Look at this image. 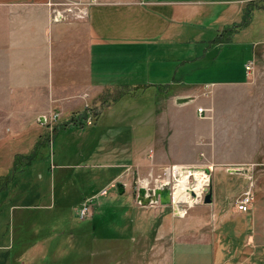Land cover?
<instances>
[{"label":"rangeland","instance_id":"374dc122","mask_svg":"<svg viewBox=\"0 0 264 264\" xmlns=\"http://www.w3.org/2000/svg\"><path fill=\"white\" fill-rule=\"evenodd\" d=\"M254 1L250 4L252 20L243 18V13L237 16L238 35L226 36L237 41L238 49L237 55L227 61L239 66L257 51L256 71L250 74L251 84L242 91L215 90L225 98L216 113V131L213 88L200 93L199 100L209 102L208 107L194 94L184 106L166 108V95L161 89L146 88L127 91L97 117L102 105L99 101L107 97L100 96L87 108L92 113L90 123L89 116L79 117L85 111L80 110L78 119L63 120L54 132L51 127L55 128L57 121L42 126L36 120L39 128L22 133H14L11 126L0 127V264H171L170 255L172 264H210L212 247L178 245L170 254L171 238L165 240L160 232L166 222L172 221V226L193 224L206 203L185 204L188 212L193 209L184 223L182 216L175 214L177 207L142 204L139 188L152 171L165 175L169 165L190 164L210 165L214 186L222 192L231 182L230 176L223 175L224 169L246 177L247 183L253 175L255 190L256 176L264 175L259 156L264 150V123L259 128L256 119L257 111L264 112V0L257 2L259 7ZM66 11H70L68 7ZM193 26L187 35L206 37L215 31ZM239 94L252 96L247 120L236 115L243 105L228 100ZM198 107L206 108L205 119L195 114ZM161 111L170 113L169 117H160ZM46 117L53 122L62 114L50 109ZM169 132L173 147H168L165 137ZM138 155L145 157V162L130 165ZM235 158L248 161L236 164L239 167L234 170L229 163ZM118 163L131 167H126L124 178L111 181L121 170L113 167ZM119 182L125 188L123 193L117 187ZM234 182L242 184L237 178ZM86 206L90 215L81 217L80 211ZM214 226H209L210 230Z\"/></svg>","mask_w":264,"mask_h":264},{"label":"crops","instance_id":"0c3cea01","mask_svg":"<svg viewBox=\"0 0 264 264\" xmlns=\"http://www.w3.org/2000/svg\"><path fill=\"white\" fill-rule=\"evenodd\" d=\"M253 1L0 0V119L5 120L0 127L11 126L14 133L19 130L22 133L39 128L36 120L42 126L57 121L55 128L51 127L54 132L63 120L78 119L80 110L91 108L100 96L107 97L99 101L102 105L97 117L106 108H112L127 91L159 88L166 95V108L169 105L179 108L188 103L180 102V98L195 94L199 100L202 89L213 88L212 118L216 131V113L225 103L217 91L223 88L242 91L249 86L252 77L247 74L248 61L255 63L256 71L257 51L239 66L227 61L237 55L238 49L237 41L226 35H238L237 16L242 13L243 18L252 20ZM258 1H254L256 7ZM56 10L65 12V17L55 18ZM193 25L215 31L208 32L206 37L187 35ZM168 89L175 91L170 93ZM250 98L245 94L228 97L230 104L239 101L243 105L236 112L239 119L246 116L247 120L250 116ZM202 103L209 106V102ZM50 109L60 111L62 117L51 122L46 117ZM257 112L261 128L264 112ZM82 114L79 117L92 115L88 110ZM195 114L206 118L197 110ZM169 115L160 112V117ZM42 117L46 120L42 121ZM171 134L165 135L168 147H173ZM262 153L264 150L259 151L260 162L264 163ZM145 160L138 155L130 165ZM246 161L235 158L229 164L237 167L236 164ZM126 164L113 166L121 170L111 181L124 178L126 167H131ZM222 172L230 176V187L222 192L214 186L212 177V202L201 205L203 210L197 212L196 219L190 218L193 224L172 226L171 221L161 226L164 239L171 238L170 254L174 246L182 248L194 243L212 247L210 264H264V175L256 176L252 208L240 212L234 200L249 182L226 169ZM235 178L242 184L234 182ZM177 206L175 214L182 216L185 223L193 208L188 212L181 204ZM212 224L215 226L210 230ZM170 261L172 264V255Z\"/></svg>","mask_w":264,"mask_h":264},{"label":"built area","instance_id":"2783aa9c","mask_svg":"<svg viewBox=\"0 0 264 264\" xmlns=\"http://www.w3.org/2000/svg\"><path fill=\"white\" fill-rule=\"evenodd\" d=\"M80 13L82 11L80 10ZM55 18L63 19L65 17L64 13L59 10L55 11ZM247 74L250 75L254 72V63L249 61L246 63ZM198 112L200 114L206 113L205 107H198ZM205 112V113H204ZM87 121H90V116ZM234 167V170H238ZM232 168V167H230ZM229 168V169H230ZM185 177L187 179L188 185V195L185 201H182L181 205L186 211L185 204L190 206L195 205L198 202H204L206 196V189L211 188L212 183V168L210 165L206 166H191L190 164H175L166 167L165 175L151 172L149 177L144 179L143 186L147 189V194L153 195L157 188H170L171 191V205L174 207H179L175 204V186L181 178ZM250 182L247 188L235 199V208L240 212H247L252 208L254 201V181L253 175H249ZM147 183L144 185V183ZM154 203H160V200L154 201ZM151 203V204H154ZM180 204V202L178 203ZM90 215V207H83L80 211L81 217H88Z\"/></svg>","mask_w":264,"mask_h":264},{"label":"water","instance_id":"95a60500","mask_svg":"<svg viewBox=\"0 0 264 264\" xmlns=\"http://www.w3.org/2000/svg\"><path fill=\"white\" fill-rule=\"evenodd\" d=\"M189 98L185 97V98H180L179 101L180 102H186ZM42 121L46 120V117H42L41 118ZM117 187L119 189L120 193H123L125 191V188L123 186L122 182H119L117 184ZM207 193L205 196V203H211L212 202V196H213V192L211 188H205ZM147 195V190L146 187L142 186L139 188V194H138V199L141 201L142 204L147 205L149 204L152 200L153 201H157L160 200V204L162 205H170L171 204V191L170 188L165 187V188H157L155 191V194L150 195V197H146Z\"/></svg>","mask_w":264,"mask_h":264},{"label":"bare ground","instance_id":"6f19581e","mask_svg":"<svg viewBox=\"0 0 264 264\" xmlns=\"http://www.w3.org/2000/svg\"><path fill=\"white\" fill-rule=\"evenodd\" d=\"M185 165V164H184ZM147 183H144V185ZM147 190V189H146ZM188 195V185H187V179L185 177L181 178L179 180V182L177 183V185L175 186V204H178L180 202V204H182V201H185ZM146 197H150L149 194L146 195ZM205 202V201H204ZM154 203V201L152 200L149 204ZM203 202H198L196 203L197 205H200ZM192 205V206H196ZM171 205V204H170Z\"/></svg>","mask_w":264,"mask_h":264},{"label":"trees","instance_id":"16d2710c","mask_svg":"<svg viewBox=\"0 0 264 264\" xmlns=\"http://www.w3.org/2000/svg\"><path fill=\"white\" fill-rule=\"evenodd\" d=\"M95 221V220H94Z\"/></svg>","mask_w":264,"mask_h":264}]
</instances>
